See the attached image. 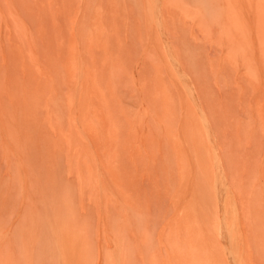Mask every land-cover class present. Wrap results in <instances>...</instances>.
<instances>
[{
	"label": "rangeland",
	"instance_id": "374dc122",
	"mask_svg": "<svg viewBox=\"0 0 264 264\" xmlns=\"http://www.w3.org/2000/svg\"><path fill=\"white\" fill-rule=\"evenodd\" d=\"M155 1L0 0V264H264V0L159 7L177 47L215 69L207 96L247 101L225 129L228 194L214 137L209 149L133 151L127 101L97 81L102 49L134 51L138 24L161 29ZM80 99L104 144L84 133Z\"/></svg>",
	"mask_w": 264,
	"mask_h": 264
},
{
	"label": "crops",
	"instance_id": "0c3cea01",
	"mask_svg": "<svg viewBox=\"0 0 264 264\" xmlns=\"http://www.w3.org/2000/svg\"><path fill=\"white\" fill-rule=\"evenodd\" d=\"M162 24L153 34H145L140 29L145 23L138 24L135 52L124 50L120 44L116 47L115 43L111 54L102 49L103 60L101 70H97V81L100 78L111 86L112 99H116L121 108L127 101L128 145L133 151L158 145L183 151L185 143L193 150L209 149L206 133L197 118V109H201L208 118L223 164L225 129L230 126L228 117L243 113L247 101L220 96L209 98L206 90L218 83L215 69L209 61L195 60L190 49L177 47V37L165 16ZM105 44L106 39L101 47ZM186 81L194 88L193 98L183 86ZM151 89L156 90L152 96L148 95ZM141 99L159 100H144L142 110ZM223 169L225 172L224 165Z\"/></svg>",
	"mask_w": 264,
	"mask_h": 264
},
{
	"label": "bare ground",
	"instance_id": "6f19581e",
	"mask_svg": "<svg viewBox=\"0 0 264 264\" xmlns=\"http://www.w3.org/2000/svg\"><path fill=\"white\" fill-rule=\"evenodd\" d=\"M154 5H153V8L154 9H156L157 8V11H156V14L154 13V17H155V20H156V22H157V25H159V24H161V21L163 20V14H161V12H159V10H161L159 7L161 6V0H156L155 1V3H153ZM172 6H173V8L175 7H181L182 5H179V4H175V3H172L171 4ZM171 5H168L169 7H172ZM185 4L183 3V6H184ZM171 9V8H170ZM177 10H179V8H176ZM162 11V10H161ZM169 11V10H168ZM192 15V14H191ZM190 16V15H189ZM163 22V21H162ZM160 26V25H159ZM164 52H166V51H164ZM173 67V66H172ZM176 71H177V69H176ZM179 76V75H178ZM185 76V75H184ZM187 77V76H186ZM180 78V77H179ZM189 79V78H188ZM181 83V82H180ZM183 84V83H182ZM181 84V85H182ZM183 86H185V88H186V92H188L189 93V96L191 97V98H193V96H195L194 94V91H193V87L191 86V82H188V81H186V83H184L183 84ZM187 93V94H188ZM93 94V91H91L90 93H89V91H87V92H84V97H88L89 99H90V96ZM191 94V95H190ZM188 96V97H189ZM190 98V99H191ZM192 101V100H191ZM80 102H81V104L79 105V122L81 121V123H82V126H83V130H84V133H85V129H86V132H89L91 135H93L94 136V133L95 132H97V142H100L101 140H102V142H103V136H102V134H100V131H102L101 130V128H100V126H99V124L97 125V124H95L93 121H92V119L96 116V111L93 109L92 110V112H90L89 113V115L87 116L86 114H87V108L85 107V99H80ZM75 105V104H74ZM196 105V104H195ZM194 106V105H193ZM197 109V108H196ZM87 110V111H86ZM197 113H198V117H199V119H201V122L203 123V126H204V130L206 131V135H207V137H208V134L210 135L209 137L211 138L210 140H209V142H213V136H212V129H211V126H210V123H209V121H208V118H207V116L205 115V113H204V111L203 110H199V109H197ZM34 119H36V118H34ZM33 119V120H34ZM37 119H38V117H37ZM32 120V121H33ZM38 121V120H37ZM76 121V120H75ZM33 123V122H32ZM35 123V122H34ZM37 123V122H36ZM76 123H77V121H76ZM127 128V127H126ZM10 131V129L8 130V132ZM101 136V138H100V136ZM10 139V138H9ZM8 139V140H9ZM84 139H85V134H84ZM209 139V138H208ZM213 139V140H212ZM212 140V141H211ZM12 142H13V140H12ZM7 143V142H6ZM103 144H104V142H103ZM106 144V143H105ZM8 145V144H7ZM102 145V144H101ZM214 145H216L215 144V142H214ZM88 146H89V148H88V151L90 150V151H93V144L92 145H89L88 144ZM217 151V150H216ZM111 157L112 156H110V159H111ZM110 163H113L112 162V159H111V161H110ZM213 169H216V170H214L216 173H217V181H215V182H218L219 184H218V187L220 186L221 187V189L225 192V193H229V183H228V180H227V178H226V176H225V172H224V169H223V164H222V161H221V159H220V156L219 155H217V154H215V157H214V163H213ZM115 166V165H114ZM105 169H108V168H105ZM113 173V175L115 176L114 178H116V168L114 167V169H112L111 168V174ZM96 175H98V173L96 174ZM215 177V176H214ZM215 184V183H214ZM214 186V185H213ZM219 187V188H220ZM214 188V187H213ZM218 189V188H217ZM214 192H215V190H214ZM219 194V192H216V194ZM218 194H217V196H218ZM220 195V194H219ZM222 195V194H221ZM225 196V195H224ZM221 198H222V196H220ZM219 197V198H220ZM218 200V199H217ZM218 203V202H217ZM100 207V206H99ZM231 208H233L234 209V211H235V208H237V205H236V202H234V201H232L231 202ZM232 212V211H231ZM20 213H22V212H20ZM23 214V213H22ZM15 219H17L18 220V222L20 221L18 218H15ZM224 219V218H223ZM17 220H16V222H17ZM237 220V219H236ZM36 221V220H35ZM232 221V220H231ZM17 222V223H18ZM33 222H34V220H33ZM31 223V222H30ZM238 223V222H237ZM220 224H221V221H220ZM226 224V223H225ZM17 225V224H16ZM183 227L185 228L186 227V225H187V223H183ZM231 225V224H230ZM231 227V226H230ZM180 230H181V228H180ZM223 230V229H222ZM225 230V229H224ZM223 230V231H224ZM69 231V230H68ZM188 233V232H187ZM220 234H223V233H220ZM65 235V234H64ZM67 235V234H66ZM49 236V235H48ZM188 236H189V243H191L192 241H193V238H191V236L189 235V233H188ZM65 237V236H64ZM221 237H223L222 235H221ZM220 237V238H221ZM227 237V236H226ZM39 238H41V237H39ZM43 238V237H42ZM44 239V238H43ZM223 239V238H222ZM221 239V240H222ZM226 239V238H225ZM229 239V238H228ZM44 240H46V239H44ZM57 240H58V238H57ZM232 241H234V240H232ZM42 242H44V241H42ZM41 242V243H42ZM58 242V241H57ZM57 242H56V244H57ZM224 243H225V241H223ZM227 242V241H226ZM222 243V242H221ZM241 243V242H240ZM181 245V244H180ZM33 247V246H32ZM183 247V246H182ZM38 248H39V246H38ZM38 248H37V252H38ZM243 248V247H242ZM55 249H57V248H55ZM241 249V248H240ZM181 250H183V249H181ZM223 250H224V247H223ZM226 250V249H225ZM230 250H228V252H229ZM172 253V252H171ZM224 253H225V251H224ZM30 254V253H29ZM37 254V253H36ZM35 254V255H36ZM174 254V253H173ZM31 255V254H30ZM230 255V254H229ZM235 255V254H234ZM33 256V255H32ZM189 256V255H188ZM175 258V260L177 261V263L178 264H185L187 261H189V259H191L190 258V256H189V258L188 257H180V256H174ZM226 257V256H225ZM228 257V256H227ZM231 257V256H230ZM228 258L229 260L231 259V258ZM229 260H228V262H229ZM233 260V259H232ZM173 260L171 259V262H172ZM227 262V261H226ZM227 262V263H228ZM231 263H233V261L231 262ZM172 264V263H171Z\"/></svg>",
	"mask_w": 264,
	"mask_h": 264
}]
</instances>
